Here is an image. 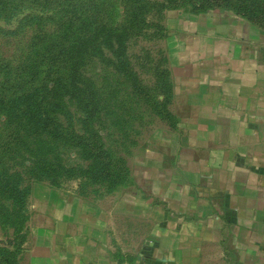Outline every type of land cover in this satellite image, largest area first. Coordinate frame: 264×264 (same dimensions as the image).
Segmentation results:
<instances>
[{
  "label": "crops",
  "instance_id": "obj_1",
  "mask_svg": "<svg viewBox=\"0 0 264 264\" xmlns=\"http://www.w3.org/2000/svg\"><path fill=\"white\" fill-rule=\"evenodd\" d=\"M167 27L166 110L127 179L32 181L15 264H264V27L219 7Z\"/></svg>",
  "mask_w": 264,
  "mask_h": 264
},
{
  "label": "trees",
  "instance_id": "obj_2",
  "mask_svg": "<svg viewBox=\"0 0 264 264\" xmlns=\"http://www.w3.org/2000/svg\"><path fill=\"white\" fill-rule=\"evenodd\" d=\"M59 1L0 0V16L24 4L50 8ZM67 1L76 10L80 8L82 15L77 12L74 17L69 8L68 24L58 33L36 34L29 44L30 53L17 65L18 69L23 66L24 74L18 71V75L0 80V227L10 229L13 248L0 247L8 261L13 260L24 239L30 182L45 180L58 186L64 180L76 179L80 191L93 186L90 190L109 192L128 176L124 154L105 143L103 97L85 68L96 60L137 91L127 40L134 29L148 21L145 2ZM117 2L128 8L119 12ZM162 6L187 7L189 12L223 7L264 27V0H166ZM7 64L5 60L2 66ZM165 81L158 99L163 106L168 97ZM149 99L144 98L146 102ZM149 106L153 107L151 102ZM64 153L77 161H65Z\"/></svg>",
  "mask_w": 264,
  "mask_h": 264
},
{
  "label": "rangeland",
  "instance_id": "obj_3",
  "mask_svg": "<svg viewBox=\"0 0 264 264\" xmlns=\"http://www.w3.org/2000/svg\"><path fill=\"white\" fill-rule=\"evenodd\" d=\"M144 2L146 10L144 16L148 21L141 28L134 29L127 40V52L137 79V91L113 69L101 65L96 60H91L85 68V73L103 97L105 143L126 157L138 145V139L150 133L154 125L152 120L155 113L162 114L166 110V105L163 106V102L158 100L164 92L162 90H165V80H167L163 36L167 33L168 20L172 19L173 15L189 12L185 9L187 7H163L162 4H165L166 0H144ZM116 6L119 12L128 8L126 6L124 8L122 2H117ZM69 8L74 11V17L77 16V12L82 15L80 8L76 10L67 0H60L57 5L50 8L38 4H24L11 13L0 16V80L5 76H14L15 73L24 74L23 66L18 69L17 65L23 64V57L30 53L29 44L32 38H35L36 34L41 37L58 33L63 24H68ZM74 22H77L76 18ZM5 60L8 64L2 66ZM138 89L141 92L139 94ZM147 97L150 99L146 102L144 98ZM149 102L153 107L149 106ZM70 155H73V152H70ZM62 157L70 163L77 161L76 157L67 158L65 153ZM71 180L73 179L64 180L62 183L66 181L70 183ZM90 188L94 187L90 186L88 190ZM10 241V229L0 227V246L4 245L7 249H12L13 245ZM1 248L0 264H15L21 244L13 260H10L11 263Z\"/></svg>",
  "mask_w": 264,
  "mask_h": 264
}]
</instances>
